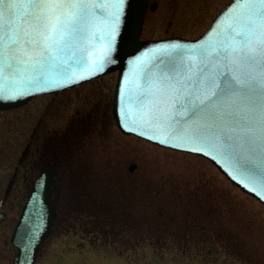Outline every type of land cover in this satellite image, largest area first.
<instances>
[{
	"label": "rangeland",
	"instance_id": "obj_1",
	"mask_svg": "<svg viewBox=\"0 0 264 264\" xmlns=\"http://www.w3.org/2000/svg\"><path fill=\"white\" fill-rule=\"evenodd\" d=\"M229 1L150 0L140 38H195ZM116 77L0 110V264L43 152L58 215L35 264H264V205L207 159L123 134Z\"/></svg>",
	"mask_w": 264,
	"mask_h": 264
},
{
	"label": "snow or ice",
	"instance_id": "obj_2",
	"mask_svg": "<svg viewBox=\"0 0 264 264\" xmlns=\"http://www.w3.org/2000/svg\"><path fill=\"white\" fill-rule=\"evenodd\" d=\"M106 2L115 11L104 13ZM125 3L0 0V101L78 83L116 63ZM97 10L106 36L94 31ZM225 17L231 22L221 28ZM96 39L100 50L89 53L86 61L84 45ZM157 52L162 55L147 62L143 53L129 61L143 68L135 92L122 93L125 110L130 103L137 105L138 126L170 130V139H146L173 148L191 144L184 150L210 155L232 180L264 202V0H232L200 41L157 46ZM76 67L89 75L72 72ZM127 119L121 127L135 131L127 127ZM137 134L145 136L144 131Z\"/></svg>",
	"mask_w": 264,
	"mask_h": 264
},
{
	"label": "water",
	"instance_id": "obj_3",
	"mask_svg": "<svg viewBox=\"0 0 264 264\" xmlns=\"http://www.w3.org/2000/svg\"><path fill=\"white\" fill-rule=\"evenodd\" d=\"M231 3L232 0L222 9V11L211 22L208 28L196 39L170 37L156 40H140V33L148 5V0H126V3L123 6V15L121 16V22L119 25V34L116 37V52L114 54L116 63L106 66L103 72L93 75L89 79L81 80L78 83H70L67 84V86L54 88L49 91L36 92L33 95L25 97L23 99L14 101H0V110L19 107L26 104L38 95L51 93L55 94L61 90H65L94 78H98L109 72L118 71L113 97V116L117 127L124 134H133L137 137H140L162 147L192 154H198L207 158L231 183L237 186L241 191L256 198L264 205V202H262L254 192L247 191L242 187L241 184H238L236 181L232 180L229 175L223 170L221 165L217 164L210 158V155L205 156L201 153L184 150L192 147L191 144H183L181 147L173 148L159 144L155 140L146 139L145 137L148 135L157 136L161 139H170V130L149 129L146 127L138 126L140 121V110L138 106L130 103L127 105V109L125 110V102L122 97V93L126 90H132L134 93L136 90V85L138 83H141L140 75L143 65L139 62L129 63V61H135L136 57L140 56L142 53L145 54L144 60L146 62L150 60L153 55H162V53L157 52V46L171 45L172 43L193 44L197 41H200L205 36V34L208 33L209 30L213 27L214 22L221 15V13H223ZM112 11H115V9L111 6L110 3L106 2L104 13ZM95 20L96 26L94 31L106 36L107 34L104 31L105 22L103 20V14L99 10H97ZM230 22L231 21H228L225 17V19L221 21V28L225 27L226 24ZM217 31H220V29L218 28L212 31L211 35L208 36L209 41L215 39ZM84 47L87 49V51L84 52L83 55L85 56V60L87 61L91 58L89 56V53L98 52L101 46L99 43V39H96L86 43ZM79 54L80 53H78V55ZM71 71L75 72L77 75H89L87 71H81L79 67L73 68L71 69ZM7 86L13 87L11 83H9ZM126 115L129 117V119L125 121L127 127H134L135 131H128L125 127H121V121L125 119ZM141 131L145 132V136H140L137 134ZM172 135H175V133H172ZM221 164H224V166L227 167L223 160H221ZM134 168V164L129 166V170H133ZM55 174L56 171L51 168L42 169L27 196V199L21 209L19 219L13 228L10 238L11 243L16 248V254L13 264H35L43 243L51 234L54 220L57 216V207L52 200V187L56 182V179L54 177ZM237 179L240 180L241 177L237 176ZM249 186L252 187L253 185ZM0 217H3V213H0Z\"/></svg>",
	"mask_w": 264,
	"mask_h": 264
},
{
	"label": "flooded vegetation",
	"instance_id": "obj_4",
	"mask_svg": "<svg viewBox=\"0 0 264 264\" xmlns=\"http://www.w3.org/2000/svg\"><path fill=\"white\" fill-rule=\"evenodd\" d=\"M149 2H150V0H149ZM150 9H153L154 7H156V3L155 2H152L150 5ZM153 7V8H152ZM171 36H178V35H171ZM171 36H167V37H171ZM182 37V36H181ZM160 38H164V37H160ZM111 113H112V107H111ZM47 152H43V154H44V164L40 167H38V170H37V174H36V176L38 175V173L40 172V170H42V169H44V168H51V169H53V170H55L56 171V174H55V176H56V182L58 181V169H57V166H56V163H57V155L58 154H56V155H54L52 158H47L46 157V155L47 156H49V154L47 153ZM26 154V153H25ZM35 171L36 170H34V172L33 173H35ZM33 176H34V174H33ZM36 176L34 177V180H35V178H36ZM34 180H33V182H34ZM31 188V187H30ZM30 190V189H29ZM8 192H9V188H7L6 189V191H5V194H8Z\"/></svg>",
	"mask_w": 264,
	"mask_h": 264
}]
</instances>
